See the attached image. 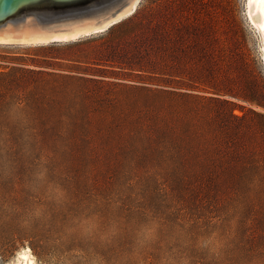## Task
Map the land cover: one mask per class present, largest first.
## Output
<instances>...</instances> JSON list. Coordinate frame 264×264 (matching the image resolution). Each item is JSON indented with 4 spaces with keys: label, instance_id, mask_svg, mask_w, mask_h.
I'll return each instance as SVG.
<instances>
[{
    "label": "rangeland",
    "instance_id": "374dc122",
    "mask_svg": "<svg viewBox=\"0 0 264 264\" xmlns=\"http://www.w3.org/2000/svg\"><path fill=\"white\" fill-rule=\"evenodd\" d=\"M246 9V0H141L125 20L136 25L128 51L149 49L158 74L116 65L105 78L230 102L243 120L229 123L230 155L211 179L173 185L121 160L13 156L0 108V264H29L28 249L34 264H264V66ZM71 44L0 45V80L88 67ZM8 89L0 83V104Z\"/></svg>",
    "mask_w": 264,
    "mask_h": 264
},
{
    "label": "trees",
    "instance_id": "16d2710c",
    "mask_svg": "<svg viewBox=\"0 0 264 264\" xmlns=\"http://www.w3.org/2000/svg\"><path fill=\"white\" fill-rule=\"evenodd\" d=\"M93 3L56 10L83 11ZM135 29L134 20L123 21L98 39L72 43L75 62L84 69L12 70L0 80L17 90L8 89L0 104L9 153L53 161L121 160L132 172L163 175L173 185L180 177L211 179L214 164L230 155L229 123L243 119L217 97L106 82L116 65L120 73L158 74L149 49L128 51ZM215 107L225 109L222 118Z\"/></svg>",
    "mask_w": 264,
    "mask_h": 264
},
{
    "label": "water",
    "instance_id": "95a60500",
    "mask_svg": "<svg viewBox=\"0 0 264 264\" xmlns=\"http://www.w3.org/2000/svg\"><path fill=\"white\" fill-rule=\"evenodd\" d=\"M0 0V44H68L125 21L137 0ZM99 1V0H98ZM83 11H57L82 5ZM121 18V19H120Z\"/></svg>",
    "mask_w": 264,
    "mask_h": 264
},
{
    "label": "bare ground",
    "instance_id": "6f19581e",
    "mask_svg": "<svg viewBox=\"0 0 264 264\" xmlns=\"http://www.w3.org/2000/svg\"><path fill=\"white\" fill-rule=\"evenodd\" d=\"M140 1L141 0H137L131 13H129L128 15L122 18H127V17L132 16L137 11ZM246 8H247L246 10H247V15H248L249 20L254 26V28L257 30L261 38V43H262L261 60L264 66V0H246ZM0 45L14 46V45H20V44H0ZM47 45H50V44H32V45H21V46L39 47V46H47ZM29 253H30V249L22 253L21 259H24L29 264H34L35 263L34 259H31L29 257Z\"/></svg>",
    "mask_w": 264,
    "mask_h": 264
}]
</instances>
